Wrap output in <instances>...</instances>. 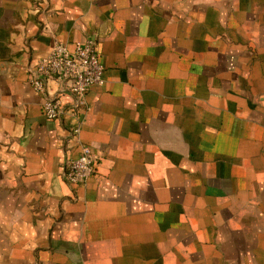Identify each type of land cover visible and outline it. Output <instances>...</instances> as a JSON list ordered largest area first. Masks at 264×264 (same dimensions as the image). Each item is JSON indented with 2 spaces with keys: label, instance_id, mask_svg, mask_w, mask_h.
<instances>
[{
  "label": "crops",
  "instance_id": "1",
  "mask_svg": "<svg viewBox=\"0 0 264 264\" xmlns=\"http://www.w3.org/2000/svg\"><path fill=\"white\" fill-rule=\"evenodd\" d=\"M86 39L48 119L28 69ZM0 264H264V0H0Z\"/></svg>",
  "mask_w": 264,
  "mask_h": 264
},
{
  "label": "built area",
  "instance_id": "2",
  "mask_svg": "<svg viewBox=\"0 0 264 264\" xmlns=\"http://www.w3.org/2000/svg\"><path fill=\"white\" fill-rule=\"evenodd\" d=\"M28 84L43 96L42 111L48 119L65 115L76 119L78 110L84 105V97L91 85L103 83V65L91 39L77 42L72 49L54 41L48 52L38 58L28 69ZM53 82L58 88L66 89L73 97L70 106L61 102L57 93L47 87ZM79 127H69L79 147L77 157L68 159L63 177L70 184H82L93 173L91 148L78 139Z\"/></svg>",
  "mask_w": 264,
  "mask_h": 264
}]
</instances>
